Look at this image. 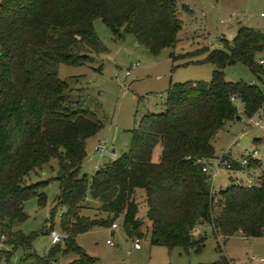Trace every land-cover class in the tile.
Here are the masks:
<instances>
[{
	"label": "trees",
	"instance_id": "trees-1",
	"mask_svg": "<svg viewBox=\"0 0 264 264\" xmlns=\"http://www.w3.org/2000/svg\"><path fill=\"white\" fill-rule=\"evenodd\" d=\"M95 18L115 38L132 34L151 54L172 47L180 28L172 0H0V234L12 249L30 246L32 235L12 226L25 218L23 201L35 197L44 203L40 190L48 179L27 178L53 157L58 190L48 227L61 207L62 246L60 241L52 244L43 256L30 253L32 264H53L56 253L67 251L89 264L93 258L75 244V236L109 227L119 216L122 231L138 235L142 219L136 216V189L143 191L150 245L198 251L203 238L194 237L192 230L199 223L207 224L215 238L264 236V167L249 186L228 173L229 183L218 192L213 211L212 187L195 162L215 156V134L238 116L234 99L248 118L263 106L260 87L224 80L221 67L240 62L263 84L264 70L255 59L264 52V32L239 26L224 49H212L201 60L214 65L207 81L169 83L162 110L143 114L130 130L127 151L86 176L80 172L85 140L101 123L79 96L70 97L57 66L81 65L91 60V53L104 51L93 31ZM156 147L158 156L152 160ZM257 162L248 160L246 168ZM85 197L96 201L105 216L80 214ZM195 264H230V259L220 254L213 262Z\"/></svg>",
	"mask_w": 264,
	"mask_h": 264
},
{
	"label": "rangeland",
	"instance_id": "rangeland-1",
	"mask_svg": "<svg viewBox=\"0 0 264 264\" xmlns=\"http://www.w3.org/2000/svg\"><path fill=\"white\" fill-rule=\"evenodd\" d=\"M172 2L180 20V28L172 47H165L158 53L151 54L144 46L136 43L132 34H122L120 38H115L104 23L95 18L92 21L93 31L104 51L91 53V60L81 65L57 66V76L66 82L70 97L79 96L101 123L98 131L88 137L86 142L87 150L93 144L91 150L96 153L91 156L92 160L83 162L80 167V172L86 176L93 172L94 162L101 166L108 159L127 151L130 130L143 114L158 113L162 110L165 89L169 83L207 81L214 65L201 60L212 49H224L223 44L231 42L239 26L253 27L264 32V0ZM258 57L264 59V52H260ZM221 70L226 81L253 82L264 91V83L261 84L240 62L224 63ZM233 104L238 119L225 121L217 131L212 141L214 153L215 156L224 154L237 159L255 150L258 162L247 169L254 181L258 171L264 167V104L251 117V121L242 114L241 104L237 99L233 100ZM252 121L260 123L254 125ZM97 142L104 143L105 152L94 151L93 146ZM158 152L157 147L152 151V160H156ZM55 174L56 161L50 157L39 172L28 175L27 182L48 179L40 190L44 195V203L38 204L35 197L23 201L25 218L22 222L14 224L12 229L32 235L30 246L12 249L6 236L2 234L0 264H32V259L28 256L30 253L45 255L52 245L48 238L49 229H54L60 234L61 240L58 244L62 246V233L58 228V217L63 210L61 207L55 209L52 227H48L49 210L58 190L57 182L53 179ZM228 176L225 170L219 169L213 178V211L217 209L218 192L229 183ZM142 197V189H136V216L142 219L138 235H126L120 227L119 216L115 220V230L97 226L75 236V244L93 258L89 264L209 263L215 261L220 254L230 258V264H264L258 262V258L264 257V236H243L235 233L225 239L220 236L215 238L211 228L205 223L195 225L192 230L194 237L203 238L202 248L198 251H182L178 247L167 250L163 246L150 245L147 240V222L144 218L145 206ZM97 205L84 201V207L79 209V213L89 217L105 216V213L97 209ZM133 238L139 240V249L131 247ZM107 239L111 244L106 243ZM7 252H10L8 257L5 256ZM251 256L253 260H249ZM87 262L83 256L70 251L56 253L53 260V264Z\"/></svg>",
	"mask_w": 264,
	"mask_h": 264
},
{
	"label": "built area",
	"instance_id": "built-area-1",
	"mask_svg": "<svg viewBox=\"0 0 264 264\" xmlns=\"http://www.w3.org/2000/svg\"><path fill=\"white\" fill-rule=\"evenodd\" d=\"M260 15H262V13H260ZM255 61L264 70V59L258 57V55H257ZM127 74H128V72L126 71L125 75H127ZM249 84L252 85L254 83L249 82ZM248 119H249V121H251V117ZM252 123L254 125H258L260 123V121H252ZM93 149L95 152L103 153V152H105L106 147H105L104 143L97 142L93 146ZM256 158H257L256 157V151L252 150L248 154L241 155L239 158L234 159L235 162L238 164L237 169H232L231 158L225 156L224 154L220 155V156H214L212 158H207V159H204V158L196 159L195 162L200 163V165H201L200 169L205 174V176H206L205 181L209 184L210 187H212L213 178L219 169H223L227 173H231V174L239 177L243 181L244 184L249 186L253 183V178H252V175L249 174V172L246 168V165H247L248 160L256 159ZM108 229L110 231L117 229V224L115 223V221L109 225ZM0 238L3 239L2 234L0 235ZM48 238H49L50 244L58 243L61 240L60 234L57 233L54 229H50L48 231ZM131 242H132L131 247L133 249H139L140 248L139 240L137 238H133L131 240ZM106 243L111 244V241L109 239H107ZM249 260H253V257L252 256L249 257ZM258 262H264V257L258 258Z\"/></svg>",
	"mask_w": 264,
	"mask_h": 264
},
{
	"label": "crops",
	"instance_id": "crops-1",
	"mask_svg": "<svg viewBox=\"0 0 264 264\" xmlns=\"http://www.w3.org/2000/svg\"><path fill=\"white\" fill-rule=\"evenodd\" d=\"M88 139V138H87ZM87 139L85 140V157L83 158V160H82V162H81V166H82V164H83V162H87V161H89V160H92V157L96 154V153H94L91 149H92V145L93 144H91V147L87 150V148H86V142H87ZM94 143V142H93ZM157 149H158V151H159V148L157 147ZM216 155V154H215ZM92 156V157H91ZM229 157V156H228ZM98 158V157H97ZM230 158V157H229ZM112 159V158H111ZM111 159H108L107 161H109V160H111ZM103 163H105V162H103ZM102 163V164H103ZM101 164V165H102ZM98 165V162H94V164H93V169H96L97 167H99V166H97ZM80 166V167H81ZM84 201H86V202H88V201H91V202H93V203H95V204H97V202L96 201H94V200H91V199H89L88 197H85V199H84ZM108 228V227H107ZM228 258V257H227ZM230 259V258H229Z\"/></svg>",
	"mask_w": 264,
	"mask_h": 264
},
{
	"label": "water",
	"instance_id": "water-1",
	"mask_svg": "<svg viewBox=\"0 0 264 264\" xmlns=\"http://www.w3.org/2000/svg\"><path fill=\"white\" fill-rule=\"evenodd\" d=\"M236 119L238 118V116L235 117Z\"/></svg>",
	"mask_w": 264,
	"mask_h": 264
}]
</instances>
